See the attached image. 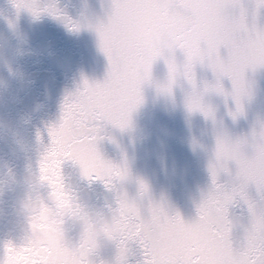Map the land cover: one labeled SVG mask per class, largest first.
I'll return each instance as SVG.
<instances>
[{"label": "water", "instance_id": "95a60500", "mask_svg": "<svg viewBox=\"0 0 264 264\" xmlns=\"http://www.w3.org/2000/svg\"><path fill=\"white\" fill-rule=\"evenodd\" d=\"M49 3L79 28H70L63 18L46 11L34 16L27 9L17 10L12 0H0V49L4 50L0 56V90H4L0 104V177L24 174L27 160L33 164L31 173L38 175L37 161L50 143L48 128L59 124L65 97L82 89L85 80L102 83L108 75V58L101 50L95 26L108 22L112 0H40V7ZM219 54L227 59L224 47ZM159 71V67L154 69L157 74ZM197 72L216 83L210 70ZM22 76L29 77L27 84ZM219 83L223 92L210 97L216 108L214 117L201 113L189 117L181 109L171 115L158 112L151 123L133 113L130 126L124 130L105 125V139L98 142V148L102 158L127 163L132 179L123 187L129 197L137 196L136 181L142 180L149 187L145 205L150 198L170 216L179 214L185 223H194L199 218L198 207L212 187L209 164L215 158L217 138L244 142L245 151L251 155L254 139L264 132V65L245 69L246 95L241 98L240 112L232 80L223 76ZM145 92L151 97L153 88L146 86ZM228 167L232 176L222 173L218 182L234 177L235 163L229 162ZM62 174L70 193L83 190L100 202L116 198V192L103 182L83 177L72 160L62 163ZM246 191L251 199H258L254 185ZM229 218L236 233L248 226L249 214L242 201L230 207ZM18 244V234L6 223L0 224V264L6 247ZM128 249L127 264H143L140 246L129 242ZM117 253L116 241H102L98 264H114Z\"/></svg>", "mask_w": 264, "mask_h": 264}, {"label": "snow or ice", "instance_id": "6c2138e0", "mask_svg": "<svg viewBox=\"0 0 264 264\" xmlns=\"http://www.w3.org/2000/svg\"><path fill=\"white\" fill-rule=\"evenodd\" d=\"M12 2L17 10L27 9L34 16L46 11L63 18L70 28H79L53 3L41 8L40 0ZM193 9L202 10L203 16ZM207 18L222 21L225 30L218 34L203 26L193 30L194 24L202 25ZM160 25L172 28L177 44L200 45L212 65L216 91L223 92L219 81L228 76L233 82L237 112L242 111L244 71L264 65V0H112L108 22L95 26L101 50L108 58V75L102 83L85 80L82 89L65 97L59 124L48 128L50 143L37 161L38 177L46 186L70 195L62 174V163L69 159L79 165L83 177L103 182L118 199L132 203L138 227L116 241L114 264H127L129 242H136L143 250V264H264V132L254 139L251 155L245 151L244 142L217 138L215 158L209 164L212 187L200 203L199 218L194 223H185L179 214L170 216L150 198L145 205L149 187L142 180L136 181L137 196L129 197L123 187L132 179L127 163L115 164L100 154L98 142L105 139V125L121 130L130 126V109L114 110L108 101V88L126 61L149 55L136 42L140 28ZM221 47L227 49V59L221 58ZM229 162L236 165L235 175L229 182L220 183L222 173L232 176ZM249 185L255 186L258 199L249 197ZM237 201H242L249 214V224L242 233L234 232L229 218V209ZM191 231L194 237L188 235ZM32 254L8 245L3 264H31Z\"/></svg>", "mask_w": 264, "mask_h": 264}, {"label": "clouds", "instance_id": "9594fccd", "mask_svg": "<svg viewBox=\"0 0 264 264\" xmlns=\"http://www.w3.org/2000/svg\"><path fill=\"white\" fill-rule=\"evenodd\" d=\"M193 11L203 16L202 10ZM202 26L214 34L225 30L224 23L215 18L194 24L193 30ZM136 42L149 55L131 58L122 65L108 88V101L114 110L130 109V118L138 113L147 123L158 112L171 115L182 109L189 117L215 114L210 101L217 92L215 84L197 72L210 70L215 76L200 45L177 44L169 25L141 27ZM3 54L0 49V56ZM157 67L158 74L154 72ZM22 79L29 82L27 76ZM149 85L153 88L151 97L145 92ZM3 96L4 90H0V104ZM32 167L27 160L24 174L0 177V224L6 223L18 234L17 248L32 251L31 264H98L102 241H117L137 229V211L128 200L116 197L100 202L83 190L65 195L45 186L31 173ZM188 235L194 237L195 232Z\"/></svg>", "mask_w": 264, "mask_h": 264}]
</instances>
